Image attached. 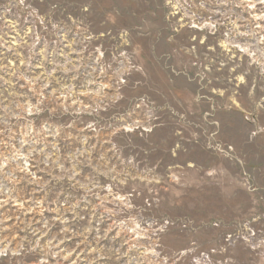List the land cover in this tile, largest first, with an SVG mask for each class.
<instances>
[{
  "label": "rangeland",
  "instance_id": "374dc122",
  "mask_svg": "<svg viewBox=\"0 0 264 264\" xmlns=\"http://www.w3.org/2000/svg\"><path fill=\"white\" fill-rule=\"evenodd\" d=\"M0 264H264V0H0Z\"/></svg>",
  "mask_w": 264,
  "mask_h": 264
}]
</instances>
